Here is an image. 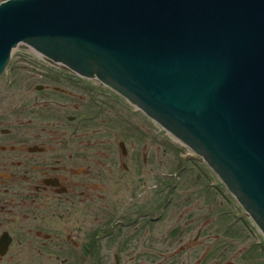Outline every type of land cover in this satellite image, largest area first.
I'll list each match as a JSON object with an SVG mask.
<instances>
[{"label": "flooded vegetation", "instance_id": "obj_1", "mask_svg": "<svg viewBox=\"0 0 264 264\" xmlns=\"http://www.w3.org/2000/svg\"><path fill=\"white\" fill-rule=\"evenodd\" d=\"M48 89L63 101L36 100L28 117L25 102L20 113L0 93V264H264V242L242 244L238 226L249 217L231 195L235 214L173 202L186 164L158 177L153 119L109 87ZM53 105L72 111L67 132L34 125L33 113Z\"/></svg>", "mask_w": 264, "mask_h": 264}, {"label": "water", "instance_id": "obj_2", "mask_svg": "<svg viewBox=\"0 0 264 264\" xmlns=\"http://www.w3.org/2000/svg\"><path fill=\"white\" fill-rule=\"evenodd\" d=\"M14 48L122 95L264 236V0H3L0 75Z\"/></svg>", "mask_w": 264, "mask_h": 264}, {"label": "rangeland", "instance_id": "obj_3", "mask_svg": "<svg viewBox=\"0 0 264 264\" xmlns=\"http://www.w3.org/2000/svg\"><path fill=\"white\" fill-rule=\"evenodd\" d=\"M1 1L3 0H0V2ZM39 86H41V88L47 89L38 91L36 88ZM54 87L108 88L97 80L83 78L54 67L30 50L20 48L12 49L9 62L3 73L0 75V93L7 91V93L10 95L9 101H11V105L14 110L19 109V112L21 113L22 102H25L28 106V113L22 115V117H28L30 116L29 111H37V108L33 106V103L36 100L40 101V104H43V102L46 100L63 101L62 98L59 99L58 97L49 93L50 89L48 88ZM50 107L56 109H53L52 113H50L48 108L43 109V118L37 117L35 112L33 113L31 118L34 120V125L42 122L44 123L45 131H48V129L51 128H58L60 131L67 132V128L64 126L66 124V120L63 117L68 113L69 110L59 109L55 105ZM71 112L72 111H69V113ZM57 113H60L61 115L57 116ZM127 116L128 118H134L129 114V112L125 113L124 119H128L126 118ZM135 120L139 121V115L136 116ZM99 127L100 126H97L96 124H92V126L88 127V131L101 132L102 128ZM81 131H83V128ZM156 134L158 177L160 174L165 173V171L178 170L182 162L185 160L183 163L186 164V168L180 169L181 173H178L179 179L176 189L174 190L173 202H182L179 205L180 207L195 206L204 214L215 213L217 210V205L214 207L211 203L216 202V204L221 205V210L223 208H228V211L235 214L236 210L229 208L225 203L226 200H224L226 193L229 196L231 193L221 182L218 176L208 167V165L204 161L197 160L195 158L196 155L192 153V151L187 146L171 136L158 124L156 127ZM159 139H164L168 142L169 150H163L164 147L160 145ZM196 166H200L202 172L198 173V168ZM172 182H174V178H172ZM201 184L206 186H212L215 184L218 187L220 196L214 193H211L209 196L204 195V193L202 195ZM230 197L233 200L232 204L234 203L237 208V213L242 216L243 214L245 215L246 212L239 205L236 199L232 195ZM212 198H214V200H212ZM194 212H197V210L194 209ZM239 214H236V217H239ZM248 217L250 219L248 218V220H245L244 223L241 222V226H238V228H241L243 231L240 232L243 239L242 241H244L242 244L247 245V243L249 241L251 242L253 238L255 242L259 243L262 241L263 243L264 236L261 234L260 230L255 225L251 217L249 215ZM246 233L249 234V236ZM220 238V242L225 240L221 236Z\"/></svg>", "mask_w": 264, "mask_h": 264}]
</instances>
